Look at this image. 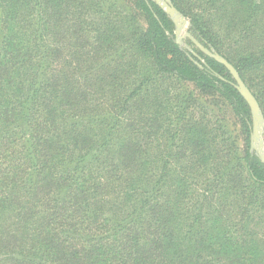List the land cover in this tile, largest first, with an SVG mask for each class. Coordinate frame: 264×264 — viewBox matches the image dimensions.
<instances>
[{"label": "trees", "instance_id": "1", "mask_svg": "<svg viewBox=\"0 0 264 264\" xmlns=\"http://www.w3.org/2000/svg\"><path fill=\"white\" fill-rule=\"evenodd\" d=\"M171 2L0 0V264H264V0Z\"/></svg>", "mask_w": 264, "mask_h": 264}, {"label": "water", "instance_id": "2", "mask_svg": "<svg viewBox=\"0 0 264 264\" xmlns=\"http://www.w3.org/2000/svg\"><path fill=\"white\" fill-rule=\"evenodd\" d=\"M156 1L166 12L167 14L173 19L176 28L178 29L180 25L179 18L182 17V14L178 12V10L173 6L171 0H154ZM188 35V34H187ZM179 42V41H178ZM199 47L209 56L215 58L218 62L225 65L228 70L233 75L235 81H236V88L239 90V92L242 94L244 99L248 102L252 114H253V132H252V146L254 147L255 142H257L259 133L262 127H264V116L262 114L260 105L253 95V93L250 91V89L246 86L244 81L241 79L239 73L234 68L232 64H230L224 57H222L220 54L214 52V51H207L203 49L200 45ZM254 143V144H253ZM262 162L264 163V157H262Z\"/></svg>", "mask_w": 264, "mask_h": 264}, {"label": "rangeland", "instance_id": "3", "mask_svg": "<svg viewBox=\"0 0 264 264\" xmlns=\"http://www.w3.org/2000/svg\"><path fill=\"white\" fill-rule=\"evenodd\" d=\"M179 20L181 26H179L178 29H175V39L177 42L179 41L178 43L181 45L182 48L189 52H192V47L186 43L189 21L183 15L179 18ZM219 109L221 111V116L226 115L227 118H230L231 113L228 112L226 107H221ZM227 130L232 131V129ZM251 150L262 161V157H264V127L261 128L258 140L257 142H255L254 147L252 146L251 139Z\"/></svg>", "mask_w": 264, "mask_h": 264}]
</instances>
